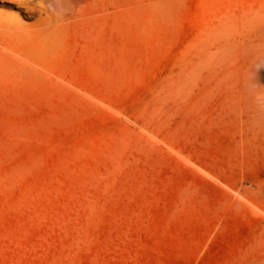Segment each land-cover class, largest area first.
<instances>
[{
    "label": "rangeland",
    "instance_id": "1",
    "mask_svg": "<svg viewBox=\"0 0 264 264\" xmlns=\"http://www.w3.org/2000/svg\"><path fill=\"white\" fill-rule=\"evenodd\" d=\"M40 1L0 39V264H264V0Z\"/></svg>",
    "mask_w": 264,
    "mask_h": 264
},
{
    "label": "bare ground",
    "instance_id": "2",
    "mask_svg": "<svg viewBox=\"0 0 264 264\" xmlns=\"http://www.w3.org/2000/svg\"><path fill=\"white\" fill-rule=\"evenodd\" d=\"M51 13L52 9L44 5L40 0H0V39H3L8 35L17 36L23 32L30 35L37 33L40 36L51 34L54 30H56L54 26H47L52 21ZM32 18H36L35 24L29 25L25 22V19ZM35 27L39 28H36L34 31ZM4 49L6 48L4 47ZM5 51H10V49ZM10 53H13V51L11 50ZM18 54L16 56H19ZM32 64H34V62ZM41 69L45 71L43 67ZM64 82L67 83L68 81L64 80ZM178 154H180V152H178Z\"/></svg>",
    "mask_w": 264,
    "mask_h": 264
}]
</instances>
